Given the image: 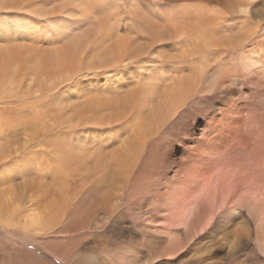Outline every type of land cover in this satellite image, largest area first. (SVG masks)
Listing matches in <instances>:
<instances>
[{
  "label": "bare ground",
  "instance_id": "1",
  "mask_svg": "<svg viewBox=\"0 0 264 264\" xmlns=\"http://www.w3.org/2000/svg\"><path fill=\"white\" fill-rule=\"evenodd\" d=\"M138 1L0 0V225L67 264H264V2Z\"/></svg>",
  "mask_w": 264,
  "mask_h": 264
},
{
  "label": "rangeland",
  "instance_id": "2",
  "mask_svg": "<svg viewBox=\"0 0 264 264\" xmlns=\"http://www.w3.org/2000/svg\"><path fill=\"white\" fill-rule=\"evenodd\" d=\"M142 1L139 0L138 2L141 3ZM164 1H166L167 3L168 2L169 3L171 2V0H164ZM183 1H187V0H179V1L176 0L174 2L181 3ZM142 5H144V2H142ZM139 26H140V24H139V22H137L136 23V27L139 28ZM85 69L86 68H84L82 72H84ZM58 86L55 85L53 87L52 86L49 87L50 89L47 88V90H49L50 91V94H51L50 95L51 98H49L50 100L48 99L49 104L45 102L47 100H43V99H46V98H42V97L46 96V95L43 94L45 92L42 93L36 87L33 88V89H31V94L34 93V92L35 93L36 92L38 93V98H31V99H35V100L37 99V101H38L37 102L38 104L36 106H34L33 109L35 111L39 112V113H45V112H47L50 109V106L55 105L56 104V99H57L56 98V95L58 94L57 93L58 92ZM34 90H36V91H34ZM45 90L46 89H44V91ZM53 94H55V96H53ZM33 95H35V94H33ZM53 97H55V98H53ZM208 99H209V102H210L211 99L209 98V96L204 97L203 98V101H201L200 103H196V101L191 100L190 101L191 103L189 102L188 104L185 105V107H182L180 109V111L178 112V114L174 117V118L177 119L176 121H178V123L177 124H175L174 122L172 123V121L174 120V118H171V119H169L167 121L166 125L164 126V130L166 129V131L167 130L169 131V129H172L173 131H178L179 133H182L184 131H188L189 129H191L192 128L191 126H193L194 124L201 126V124H200L201 122L199 123V121L203 120L204 117L207 116L208 111L211 110V108L209 106H207V105H209ZM218 99H220V98H218ZM21 101H22L21 100V97H16V99L13 102H14V104H18ZM51 103H54V104H51ZM189 109L192 110V112ZM186 110H189V111H186ZM183 116L186 117L185 120H187L188 122H190L189 125H183L182 123H180V120H183V118H182ZM192 116H195V117H192ZM176 134H178V133H176ZM122 199L125 200L126 199V195H123L122 196ZM88 205H89L88 203H84V205H83V215H85L87 217V221L84 218L85 220H84V229L83 230H85V233L83 234V237H82V239H83V241L81 243L82 244V247L88 246V243H91L92 242L89 237L92 234H95V232L93 231L94 228L92 227L93 226V224H92L93 222L92 221L94 219L90 216L91 213L95 210V206L90 205V207H89ZM245 212L246 213L248 212L247 209H246ZM92 228H93V230H92ZM104 240H107V238L105 237ZM3 241H4V245L7 246V247H6V250L5 251H0V264H12L13 263V257L15 258L16 257V254L17 253H20L23 250H32L33 253L38 258H40L44 262H47L48 264H67V263L63 262L61 259H59L58 257L52 255L48 251V249L46 247H44L43 245L38 244L36 242L32 243L31 241H26V240L20 238L19 236H17V237L16 236H12V235H10V233H8L3 228L2 225H0V245H1V243ZM117 242L119 243L120 241H117ZM102 253L104 255V252H102ZM26 262H27V260H26ZM13 264H17V263H13ZM18 264H19V262H18ZM21 264H26V263L23 262Z\"/></svg>",
  "mask_w": 264,
  "mask_h": 264
},
{
  "label": "snow or ice",
  "instance_id": "3",
  "mask_svg": "<svg viewBox=\"0 0 264 264\" xmlns=\"http://www.w3.org/2000/svg\"><path fill=\"white\" fill-rule=\"evenodd\" d=\"M262 2H264V0H262Z\"/></svg>",
  "mask_w": 264,
  "mask_h": 264
}]
</instances>
